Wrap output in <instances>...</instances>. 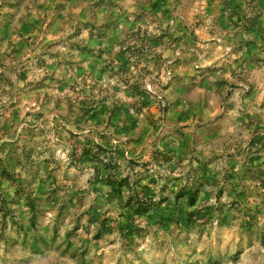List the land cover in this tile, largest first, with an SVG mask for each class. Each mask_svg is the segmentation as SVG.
Returning a JSON list of instances; mask_svg holds the SVG:
<instances>
[{"label": "rangeland", "instance_id": "374dc122", "mask_svg": "<svg viewBox=\"0 0 264 264\" xmlns=\"http://www.w3.org/2000/svg\"><path fill=\"white\" fill-rule=\"evenodd\" d=\"M0 264H264V0H0Z\"/></svg>", "mask_w": 264, "mask_h": 264}]
</instances>
